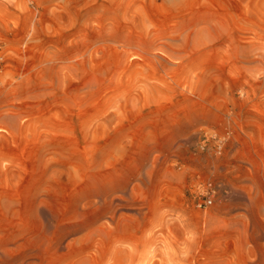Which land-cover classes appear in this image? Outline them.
<instances>
[{
    "label": "rangeland",
    "instance_id": "rangeland-1",
    "mask_svg": "<svg viewBox=\"0 0 264 264\" xmlns=\"http://www.w3.org/2000/svg\"><path fill=\"white\" fill-rule=\"evenodd\" d=\"M0 264H264V0H0Z\"/></svg>",
    "mask_w": 264,
    "mask_h": 264
},
{
    "label": "built area",
    "instance_id": "built-area-1",
    "mask_svg": "<svg viewBox=\"0 0 264 264\" xmlns=\"http://www.w3.org/2000/svg\"><path fill=\"white\" fill-rule=\"evenodd\" d=\"M218 191L213 180L207 179L203 187L196 193L194 206L199 209H205L213 204L217 199Z\"/></svg>",
    "mask_w": 264,
    "mask_h": 264
}]
</instances>
